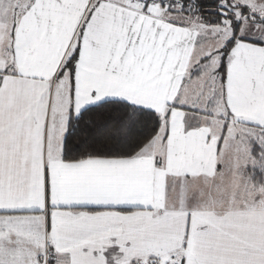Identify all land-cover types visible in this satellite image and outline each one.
Returning <instances> with one entry per match:
<instances>
[{
  "label": "snow or ice",
  "instance_id": "snow-or-ice-1",
  "mask_svg": "<svg viewBox=\"0 0 264 264\" xmlns=\"http://www.w3.org/2000/svg\"><path fill=\"white\" fill-rule=\"evenodd\" d=\"M0 264H264V0H0Z\"/></svg>",
  "mask_w": 264,
  "mask_h": 264
}]
</instances>
